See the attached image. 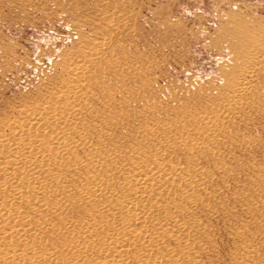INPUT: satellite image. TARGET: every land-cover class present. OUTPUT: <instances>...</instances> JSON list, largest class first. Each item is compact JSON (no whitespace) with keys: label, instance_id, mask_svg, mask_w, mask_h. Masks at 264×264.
<instances>
[{"label":"rangeland","instance_id":"374dc122","mask_svg":"<svg viewBox=\"0 0 264 264\" xmlns=\"http://www.w3.org/2000/svg\"><path fill=\"white\" fill-rule=\"evenodd\" d=\"M92 44L86 94L55 127L76 158L100 168L61 167L69 196L42 243L73 257L106 219L90 221L91 189L117 204L139 172L183 168L156 191L190 224L201 264H264V0H0V132L26 108L55 104L66 65ZM142 243L130 252L185 255L166 233Z\"/></svg>","mask_w":264,"mask_h":264},{"label":"bare ground","instance_id":"6f19581e","mask_svg":"<svg viewBox=\"0 0 264 264\" xmlns=\"http://www.w3.org/2000/svg\"><path fill=\"white\" fill-rule=\"evenodd\" d=\"M92 45L83 58L66 65L70 74L58 91L55 104L41 105L32 110L26 108L22 119L13 121L10 129L0 132V264H201L200 253L193 250V241L188 238L190 224L180 215L173 214L174 211L166 210V205H160L156 191L158 179L167 173L170 176L180 174L183 168L176 173V169L165 171L157 167L149 172H139L131 179L132 184L130 180L124 181L130 186V193L127 190L123 200L117 204L104 200L102 188L91 189L86 195L96 205L90 221L94 222L96 216L105 214L106 219L95 223L94 228L98 232L95 240H92L94 235L91 231L94 228L86 229L80 243L71 247L74 249L73 257L63 254L58 245L42 243L40 236L45 230H59L50 220V215L58 214L56 212L62 208L61 199L69 196L70 188L64 184L60 172L64 168L81 166L100 168L97 164L76 158L72 151L74 146L55 127L67 120L70 111H76V102L86 94L87 79L94 74L93 64L97 58L95 44ZM243 84L240 82L238 87ZM11 134H15L12 139ZM4 147L6 152L2 153ZM97 174L94 169L88 177L93 179ZM185 178L189 181L192 177L187 175ZM137 193L145 197H137ZM183 195L193 199L188 189L183 191ZM157 211H164L166 216H170L169 220L158 217ZM165 233L167 238L182 240L185 255L174 250L167 252L173 251L172 257L156 253H139L137 256L130 252L139 242L150 248ZM95 249L93 257L81 253H92Z\"/></svg>","mask_w":264,"mask_h":264}]
</instances>
